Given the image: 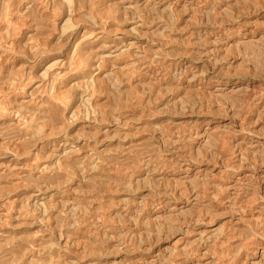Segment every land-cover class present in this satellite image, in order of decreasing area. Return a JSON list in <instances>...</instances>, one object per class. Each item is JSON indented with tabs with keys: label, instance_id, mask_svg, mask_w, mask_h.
Instances as JSON below:
<instances>
[{
	"label": "rangeland",
	"instance_id": "obj_1",
	"mask_svg": "<svg viewBox=\"0 0 264 264\" xmlns=\"http://www.w3.org/2000/svg\"><path fill=\"white\" fill-rule=\"evenodd\" d=\"M0 264H264V0H0Z\"/></svg>",
	"mask_w": 264,
	"mask_h": 264
}]
</instances>
